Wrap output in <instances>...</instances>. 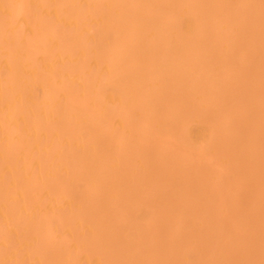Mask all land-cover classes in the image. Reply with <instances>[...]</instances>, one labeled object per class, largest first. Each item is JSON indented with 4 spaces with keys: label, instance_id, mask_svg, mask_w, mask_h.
<instances>
[{
    "label": "bare ground",
    "instance_id": "1",
    "mask_svg": "<svg viewBox=\"0 0 264 264\" xmlns=\"http://www.w3.org/2000/svg\"><path fill=\"white\" fill-rule=\"evenodd\" d=\"M262 113L264 0H0V264H184L208 234L183 218L194 190L224 188L216 159L192 169L194 121ZM232 134L207 148L234 151ZM257 142L233 172L244 156L264 175ZM253 192L237 215L264 232ZM159 227L180 239L137 240Z\"/></svg>",
    "mask_w": 264,
    "mask_h": 264
},
{
    "label": "rangeland",
    "instance_id": "2",
    "mask_svg": "<svg viewBox=\"0 0 264 264\" xmlns=\"http://www.w3.org/2000/svg\"><path fill=\"white\" fill-rule=\"evenodd\" d=\"M203 28L204 26H201L200 29L197 30L196 34H198V36L204 34L202 33L204 30ZM185 36L187 35L185 34ZM260 36L261 35L259 34H255L253 37L258 39ZM162 39L165 40L166 38L163 37ZM158 40H160V38H158ZM199 113H201L200 110H194V116L199 115ZM262 115H264V113H262ZM231 117L233 116H230L229 118ZM229 118L225 120L218 119V121L212 123L209 121L208 123H199V121H194L193 123L191 142V151L193 155L192 169L195 170L198 167L206 168L207 166L205 164H209V166H211L209 160L211 158L216 159L214 162L218 161L219 164L213 167L217 169V174L222 178L221 183H223L224 188H222L219 193L217 191H214V193H211L208 197H204V189H199L196 192L194 190L192 205L197 204V210H193L192 208L191 211L183 216V218L188 219L190 222V225L188 226V231L190 233H198L200 230L204 229L205 225H207L208 229H206V233L208 234H205V236L203 235V238H200V236H193L191 238L185 248H189L191 250L193 249L196 252L199 250L201 251V254L196 255L192 250L193 252L188 255L186 259H182V262L184 264H227L228 261H230L231 264H254L256 261L257 262L255 264H264V232L259 229L262 226V221L258 223L251 222L249 216L244 217L242 215H237L238 208H240V206H242L243 204L242 194L245 193V191L248 192L249 190L255 191V193L253 192L252 201L257 203V206L255 207L256 211L264 210V204H260L261 202H264V178L261 177L264 175H262V172H256L251 179L250 175L248 174L250 172V167L245 168V161L247 158L244 156L238 159V162L242 163L243 166L242 173L233 172L232 165L230 163L231 154H233L235 151L237 153V150L244 152L245 148L248 146L247 142H254L255 140H258V142L256 143L259 145L258 148H260L261 145L264 146V122L260 121L261 116L252 118L251 121L244 123L243 121L238 122L237 119ZM226 120L229 123H225L227 122ZM239 123L242 124L240 125ZM244 124L246 125V127ZM249 124L250 128L247 127ZM260 124H262V126ZM251 126L253 128H251ZM239 128H243L244 130L246 129V131L248 132L246 133L244 132V130H240ZM253 129L254 131L252 132ZM230 134H232V136L234 137V148L236 150L234 149V151L224 152L218 151L217 149H211L212 151H210V149L207 148L208 146L210 148L211 145L215 143L212 140L214 137L216 138L221 135ZM255 146L257 147V145ZM249 179H251V181L250 183H247ZM253 179L254 181H252ZM234 182L235 184H233ZM226 186L227 188H225ZM20 187L22 188L23 186L20 185L19 188ZM237 191H239V195H237ZM183 208L185 209V207ZM217 220H223V223L221 222L222 226L224 229L226 227L225 230L228 232V235L226 233L221 238L220 242L218 241L219 244L213 243L211 241L212 239H210L211 235H213V233L211 234L210 231H214L216 230V228H218V226L216 225ZM11 224L12 221L10 222V219L5 218L3 220H0V230L7 229ZM210 225L212 226V228ZM204 232L205 231H203V233ZM205 237H207V239ZM248 237H251V242L246 241V238ZM238 238H242L244 240L238 242V240H236ZM178 239H180L178 234L176 235V233L174 234V232L171 233L169 231H166L164 228L159 227V229L157 228V230L153 233H149L147 231L144 235H141L140 239L137 240L140 241L142 245L146 244L147 246L153 245L157 247L160 242H162L163 246H165L167 242H173L174 240ZM234 240H236L237 242L235 241V243H233ZM203 242L206 244H203ZM251 245H253L254 247H258L257 250L259 251H254L255 253H259L257 259H255L256 257L252 256L250 251H248ZM147 254L148 252L145 251L144 247H142V251H139L137 255L138 257L145 258ZM155 255L159 258L160 256L165 257L166 252L165 250L158 251L155 253ZM258 261L261 263H259Z\"/></svg>",
    "mask_w": 264,
    "mask_h": 264
}]
</instances>
